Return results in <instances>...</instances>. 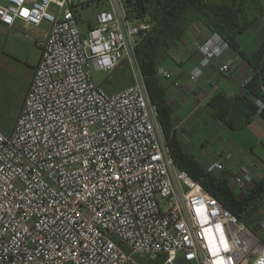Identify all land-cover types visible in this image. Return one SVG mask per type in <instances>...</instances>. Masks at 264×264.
I'll return each mask as SVG.
<instances>
[{
  "label": "built area",
  "instance_id": "obj_1",
  "mask_svg": "<svg viewBox=\"0 0 264 264\" xmlns=\"http://www.w3.org/2000/svg\"><path fill=\"white\" fill-rule=\"evenodd\" d=\"M84 6L0 1L9 28L51 25L15 128L0 127V264H153L162 255V264H264V219L256 231L175 164L136 53L152 22L113 0L85 33ZM228 47L218 33L199 42L190 79ZM124 59L134 81L110 92L93 70L110 77ZM231 69L232 61L220 67ZM157 76L172 73L158 68ZM252 78L242 90L262 115L264 91L250 92ZM256 168L229 174L218 160L207 169L226 172L239 191L253 184Z\"/></svg>",
  "mask_w": 264,
  "mask_h": 264
},
{
  "label": "crops",
  "instance_id": "obj_2",
  "mask_svg": "<svg viewBox=\"0 0 264 264\" xmlns=\"http://www.w3.org/2000/svg\"><path fill=\"white\" fill-rule=\"evenodd\" d=\"M0 1L3 4L9 2V0ZM45 23L43 22L39 27L29 28L17 21L9 28L0 22V77L6 73L3 65L12 60L18 62L19 56L27 48L28 43L37 46L40 52L34 67L35 73L41 58L38 41L42 32L51 28L50 24H48L50 28H46ZM213 34L214 32L201 20L196 19L178 43L167 53L160 55L157 60L158 67L169 70L172 78L158 77L173 110L175 135L200 162L203 158L200 156L204 155V163L202 162L204 167L208 168L210 164L218 160L224 161L229 174L240 173L243 166L257 167L252 170L253 184L244 190L234 191L242 197L256 182L264 178V115L256 113L251 105L252 100L250 98L247 100L242 90L243 81L249 76L254 77L256 72L230 46L214 60L197 81L190 79L192 70L202 58L197 44L209 40ZM241 38L238 41L243 49L251 51L257 46L256 44L249 48L243 47ZM228 61H232V69L230 74L226 75L220 67ZM176 81L181 83L180 87L175 86ZM110 92L113 91L110 90ZM216 96H221L228 111V118L234 122L235 127H230L213 116L210 101ZM22 106L23 103L18 111L9 117L0 112V127L3 130L8 133L14 130ZM203 128L204 140L193 142V134ZM229 155H231L230 158H228ZM259 219L253 225L254 228L264 219V202L259 210ZM183 263L191 264L184 260Z\"/></svg>",
  "mask_w": 264,
  "mask_h": 264
},
{
  "label": "trees",
  "instance_id": "obj_3",
  "mask_svg": "<svg viewBox=\"0 0 264 264\" xmlns=\"http://www.w3.org/2000/svg\"><path fill=\"white\" fill-rule=\"evenodd\" d=\"M125 2L127 10L146 16L153 24L142 36L136 53L145 76L147 92L157 107L158 118L176 166L199 180L207 191L218 198L240 220L253 227L259 219V210L264 202V178L256 182L246 195L239 197L230 187L226 172L209 171L184 147L173 131V110L157 76L159 68L157 60L160 55L175 46L192 23L199 19L212 32L218 33L255 70L256 75L248 87L252 94L261 95L264 87V37L251 51L243 49L238 39L264 16V0H125ZM246 99L248 100V97ZM251 105L256 111L253 102ZM210 107L215 118L230 127H235L234 122L228 118V111L221 96L212 98Z\"/></svg>",
  "mask_w": 264,
  "mask_h": 264
},
{
  "label": "rangeland",
  "instance_id": "obj_4",
  "mask_svg": "<svg viewBox=\"0 0 264 264\" xmlns=\"http://www.w3.org/2000/svg\"><path fill=\"white\" fill-rule=\"evenodd\" d=\"M78 3L85 2L86 5L78 10L80 29L87 33L90 25L95 23L96 13L101 9H111L113 0H76ZM54 11V8H51ZM46 28H50L45 23ZM264 37V16H262L255 25L241 38L243 47L249 48L258 44ZM25 51V52H24ZM22 52L18 62L12 60L3 65L6 70L5 75L0 77V112L6 116L14 115L23 103L26 91L31 83L34 67L39 58V48L34 44L28 43L27 48ZM97 82L101 83L108 91H116L133 83L134 78L130 69L128 59H124L119 66L112 72L111 76L100 70H93ZM204 140V128L193 134V142ZM204 163V155L200 156ZM201 162V163H202ZM260 220V219H258ZM255 225L256 231L259 225ZM254 229V227H253ZM141 259V256H136ZM165 256L162 255L153 264H162ZM176 264H184L182 259H178Z\"/></svg>",
  "mask_w": 264,
  "mask_h": 264
},
{
  "label": "snow or ice",
  "instance_id": "obj_5",
  "mask_svg": "<svg viewBox=\"0 0 264 264\" xmlns=\"http://www.w3.org/2000/svg\"><path fill=\"white\" fill-rule=\"evenodd\" d=\"M24 15H28L27 11L24 12Z\"/></svg>",
  "mask_w": 264,
  "mask_h": 264
}]
</instances>
